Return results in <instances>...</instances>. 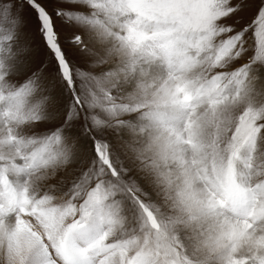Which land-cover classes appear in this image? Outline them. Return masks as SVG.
Instances as JSON below:
<instances>
[{"label": "rangeland", "instance_id": "obj_1", "mask_svg": "<svg viewBox=\"0 0 264 264\" xmlns=\"http://www.w3.org/2000/svg\"><path fill=\"white\" fill-rule=\"evenodd\" d=\"M220 2L108 0L107 23L119 24L126 35L116 29L117 44L111 30L97 31L107 56L77 26L97 22L86 6L71 0L0 5V31L22 34L18 52H26V69L42 85L39 103L53 118L22 132L60 127L74 145L67 168L40 169L25 164L15 137H0L5 261L28 257L29 264H53V257L44 258L48 249L37 223L49 239L63 229L56 252L63 264H71L76 250L80 264H264V182L255 179L264 170V12L257 15L264 0H228L224 10ZM217 16L232 27L242 54L209 80L198 69ZM97 52L114 58L115 71L107 76L117 85L99 114L115 112L118 120L103 133L78 115L61 74L72 69L78 94L85 78L101 71ZM254 54L256 62L249 59ZM227 139L236 148L222 164ZM58 150L52 138L41 151L55 158ZM101 180L110 192L102 225L59 207L70 187L79 191ZM236 190L248 193L243 211L226 204ZM66 217L75 220L65 226Z\"/></svg>", "mask_w": 264, "mask_h": 264}, {"label": "clouds", "instance_id": "obj_2", "mask_svg": "<svg viewBox=\"0 0 264 264\" xmlns=\"http://www.w3.org/2000/svg\"><path fill=\"white\" fill-rule=\"evenodd\" d=\"M7 2L8 0H0V5ZM71 2L89 8L90 17L97 22L80 21L77 22V26L82 35L87 37L89 43L100 45L101 50L105 51V56H107L106 46L100 41L97 31L101 28L105 31L111 30L112 38L117 44L121 41L116 38L115 30L120 29L121 34L126 35V29L121 28L119 24L110 25L107 23V17L111 12V5L108 0H71ZM227 5L228 0H221L219 8L224 10ZM228 14L230 13L225 12V15ZM221 19H224V16H217L212 22L213 34L208 42L210 46L202 53L203 64L198 69L203 71L209 80L221 75L217 71L218 68H227L234 59L239 58L242 54L238 43H233V35H230L233 31L232 27L220 24ZM21 37L22 34L19 30L13 35L0 31V137L6 138L9 135L15 137L13 145L20 148L26 165H33L40 169L52 166L67 168L74 162V145L68 144V138L60 131V127L54 126L38 132L33 131L31 135L22 132L23 129H37L38 126L52 124L53 118L49 114L48 105L39 103L42 85L40 82H34L32 75L26 69V61L24 60L26 52H18ZM80 38V36L77 37V39ZM107 46H113L111 40L108 41ZM96 56L98 59L95 63L101 71L91 79L85 78L84 85L78 94L75 93L77 81L74 79L71 68L68 69V75L64 76L63 79L67 81L68 88L74 92L75 107L79 109L78 115L82 114L96 132L103 133L105 129L112 126L110 121L118 120L115 112H107L104 116L99 114L104 103L112 100L111 91L117 85L112 82L111 77L107 76L108 72L115 71L114 58H105L99 52L96 53ZM249 59L256 62L255 54ZM260 63L264 66V61H260ZM171 67L169 65L165 75L168 74ZM63 72L64 69L62 68V75ZM243 107L246 111L248 106ZM261 118H264V111L261 112ZM52 138H56L59 142V150L55 158L50 153L41 151L43 146ZM95 143L94 141V147ZM226 143L227 148L224 150L222 164L227 162L236 148V144H233L230 139H227ZM99 155L98 152L97 156L99 157ZM109 170L114 171L111 168ZM116 175L118 176V173ZM255 179L264 182V170ZM106 193L110 195L103 180L94 184L89 182L87 186L81 185L79 191L70 187L64 194L66 199L61 202L59 207L69 212L75 209L80 219L101 221L107 207L105 203ZM247 196L248 193L236 190L232 199L226 201V204H238L239 209L243 211L246 207ZM261 200H264V197H261ZM77 201L80 203L77 204ZM74 220L75 217H66L65 226ZM101 225H98V230ZM33 227L40 233L41 241L47 246L48 256L44 258L53 257V264H63L60 257L56 256L57 250L62 246L63 229L52 234L51 239H49L39 224L33 223ZM41 253L43 254V249H41ZM247 254L251 255V253ZM79 255L78 250L73 252L74 259L71 264H80ZM0 264H9V262L0 256ZM11 264H29V261L25 257L23 260H16Z\"/></svg>", "mask_w": 264, "mask_h": 264}, {"label": "snow or ice", "instance_id": "obj_3", "mask_svg": "<svg viewBox=\"0 0 264 264\" xmlns=\"http://www.w3.org/2000/svg\"><path fill=\"white\" fill-rule=\"evenodd\" d=\"M73 7H75V5H73ZM262 12H264V8L258 9V10H257V15H261ZM4 16L7 17V16H8V13H7V12L4 13ZM49 43H50V41H49ZM63 75H64V76H67V73L65 72V73H63ZM65 83L67 84V81H65Z\"/></svg>", "mask_w": 264, "mask_h": 264}, {"label": "bare ground", "instance_id": "obj_4", "mask_svg": "<svg viewBox=\"0 0 264 264\" xmlns=\"http://www.w3.org/2000/svg\"><path fill=\"white\" fill-rule=\"evenodd\" d=\"M173 141H174V140H173ZM164 154H165V153H164ZM176 154H177V153H176ZM201 157H202V156H201ZM40 219H41V218H40ZM224 221H225V220H223V222H224ZM235 222H236V221H235ZM42 223H43V222H42ZM225 224H226V222H225ZM222 225H223V224H222ZM226 225H227V224H226ZM243 225H244V224H243ZM243 225H242V226H243ZM224 227H225V226H224ZM241 231H242V230H241ZM243 231H244V228H243ZM245 232H246V231H245ZM263 232H264V231H263ZM241 233H242V232H241ZM65 240H66V239H65ZM18 243H19V242H18ZM73 245H74V244H73ZM22 247H23V246H22ZM37 249H38V248H37ZM25 251H26V250H25ZM37 251H38V250H37ZM39 251H41V250L39 249ZM70 251H71V250H70ZM72 251H73V250H72ZM27 252H29V251H27ZM30 252H31V251H30ZM15 253H16V251H15ZM44 255H45V254H44ZM14 256H15V255H14ZM14 256H13V257H14ZM22 256H23V255H22ZM66 257H67V256H66ZM23 258H24V257H23ZM23 258H22V259H23ZM27 258H28V257H27ZM30 258H31V256H30ZM51 258H52V257H51ZM68 258H69V257H68ZM28 259H29V258H28ZM42 260H44V259L42 258ZM63 263H64V262H63Z\"/></svg>", "mask_w": 264, "mask_h": 264}, {"label": "water", "instance_id": "obj_5", "mask_svg": "<svg viewBox=\"0 0 264 264\" xmlns=\"http://www.w3.org/2000/svg\"><path fill=\"white\" fill-rule=\"evenodd\" d=\"M96 144H97V142H96Z\"/></svg>", "mask_w": 264, "mask_h": 264}]
</instances>
